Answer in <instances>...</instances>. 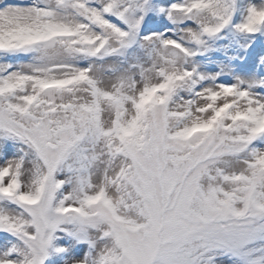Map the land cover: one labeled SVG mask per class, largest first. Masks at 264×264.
Returning <instances> with one entry per match:
<instances>
[{"label":"snow or ice","instance_id":"6c2138e0","mask_svg":"<svg viewBox=\"0 0 264 264\" xmlns=\"http://www.w3.org/2000/svg\"><path fill=\"white\" fill-rule=\"evenodd\" d=\"M0 264H264V0H0Z\"/></svg>","mask_w":264,"mask_h":264}]
</instances>
